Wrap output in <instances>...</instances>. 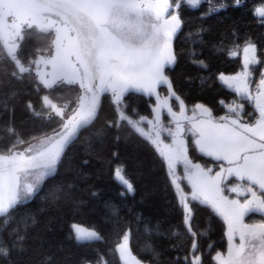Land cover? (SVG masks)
<instances>
[{"label":"snow or ice","instance_id":"obj_1","mask_svg":"<svg viewBox=\"0 0 264 264\" xmlns=\"http://www.w3.org/2000/svg\"><path fill=\"white\" fill-rule=\"evenodd\" d=\"M201 2L0 0V54L4 57L0 63H11L10 75L18 82H23L25 75L32 79L34 73L36 82L48 90L41 98L47 111L37 112L31 102L28 108L37 117L44 115L50 119L54 114L59 118L51 132L31 136L28 140L21 138L13 126L6 127L9 137L14 139L8 144H0V218H3L4 228L12 210L26 203L47 178L55 175L66 148L98 118L101 98L109 95L118 118L108 121V126L120 129L126 122L154 146L179 195L187 231L197 235L190 223L192 209L187 202L188 194L180 188V178L175 174L178 163L184 165L191 200L208 205L224 219L229 247L226 255L216 254L217 264H264V221H245L249 214H264V60L257 56V46L245 40L242 70L234 75L219 76L238 97L253 102L258 113L254 122L241 119L244 105L239 103L227 106L234 117L224 115L215 119L211 111L200 104L195 105L191 117L187 116L183 99L173 90L165 73L166 66L176 62L172 41L182 23L178 9L185 3L195 8ZM240 2L235 0L236 5ZM227 6L225 0H219L217 11ZM254 15L262 18L258 22L264 24V3L254 9ZM26 29L54 34L47 55L30 57L27 62L18 56ZM229 54L237 55L235 51ZM194 62L203 64L202 61ZM257 66L261 70L253 88ZM64 85H78L75 104L71 101L62 103L63 97L54 96V92ZM160 86H166L167 95H161ZM130 92L155 98L152 119L140 116L137 120L126 113L122 105L125 95ZM172 98L178 102V112L169 103ZM164 109L171 118L168 125L161 119ZM4 110H8L7 105ZM197 112L207 118H197ZM248 116L252 117L253 113ZM144 123L148 124L147 129L141 126ZM186 133L194 137L195 146L202 155L223 162L219 171L212 174L211 167L204 168L189 159ZM162 134L170 137L171 143H165ZM21 145L26 147L21 148ZM114 175L128 193L134 192L123 165L114 169ZM228 177L239 181L227 187L236 198L224 194V182ZM70 227L71 238L78 244L103 239L94 228L76 223ZM14 232V246L22 250L25 237L19 235L18 230ZM116 252L122 264H142L129 247L127 232L117 244ZM196 252L197 243L193 241L191 264H201V257ZM9 254V248L0 244V258L6 259ZM185 264H188L187 257Z\"/></svg>","mask_w":264,"mask_h":264},{"label":"trees","instance_id":"obj_2","mask_svg":"<svg viewBox=\"0 0 264 264\" xmlns=\"http://www.w3.org/2000/svg\"><path fill=\"white\" fill-rule=\"evenodd\" d=\"M225 3L228 6L219 11V0H206L195 8L181 5L182 28L174 41L176 62L166 69L173 90L186 107L193 110L200 104L215 119L227 115L223 104L238 100L219 79L221 74L242 70L243 58L229 52H239L245 40H250L257 46V56L264 60V24L254 15L264 0ZM53 38L52 33L26 29L18 56L27 62L30 57L47 55ZM3 58L0 54V60ZM11 67L10 62L0 63V144L14 139L6 130L9 125L28 140L51 132L59 121L54 114L50 119L37 117L28 108L31 102L37 112L47 111L41 98L48 90L36 82L34 73L32 79L25 75L24 81L18 82L10 75ZM78 92L79 87L64 85L54 96L63 97L62 103L75 104ZM152 105V98L131 92L125 95L122 107L138 120L151 115ZM245 108L252 109L248 104ZM117 118L116 106L104 95L98 118L68 148L55 175L12 210L6 228L0 218V228H4L0 244L10 250L6 259L0 258V264H97L98 260L100 264H121L116 246L125 232H129L133 255L144 264H185V257L191 264L193 241L201 264H216L214 256L226 249L219 217L208 205L193 202L190 223L197 235L189 233L166 164L154 146L126 122L120 129L108 126V121ZM195 152L192 147V160L209 167V160ZM118 165L124 166L133 193L116 179ZM72 223L94 228L103 239L78 244L70 235ZM14 230L25 237L22 250L14 246Z\"/></svg>","mask_w":264,"mask_h":264},{"label":"rangeland","instance_id":"obj_3","mask_svg":"<svg viewBox=\"0 0 264 264\" xmlns=\"http://www.w3.org/2000/svg\"><path fill=\"white\" fill-rule=\"evenodd\" d=\"M204 1H206V0H202V2L200 3V4H202ZM193 8V7H192ZM217 9V8H216ZM178 12H179V16H180V8L178 9ZM181 28H182V23H181V27H180V29L177 31V33H176V35L174 36V38H173V41H172V47H173V51H174V41H175V39H176V37L178 36V34H179V32H180V30H181ZM36 30V29H35ZM38 31V30H37ZM53 36H54V34H53ZM237 53V55L236 56H240V57H242L243 58V49L242 50H240L239 52H236ZM39 56V55H38ZM235 56V57H236ZM242 65H243V59H242ZM174 65H172V66H166V68H165V73H166V69H168V68H172ZM256 70L257 71H255V76H254V84H253V88H255V83H257L258 82V80H259V74H260V67L259 66H257L256 67ZM72 86H77L78 87V85H72ZM158 91L161 93V95L163 96V95H167V88H166V86H160L159 88H158ZM131 93V92H130ZM134 93V92H133ZM135 94H138V93H135ZM142 95V94H141ZM144 96V95H143ZM146 97V96H145ZM238 97V96H237ZM146 98H152L153 99V105L152 106H154L155 104H156V100H155V98L154 97H146ZM169 103L170 104H172L173 106H174V110L175 111H179V106H178V102L174 99V98H172V99H170V101H169ZM235 103H239V104H242V105H244V108H243V111L241 112V119L244 121V122H254V117L255 116H258V113H256V111H255V108H254V105H253V102H250V101H248V100H246V99H243V98H241V97H238V100L237 101H232V102H229V103H226V104H223V109H224V112L227 114V115H230V116H235V114L234 113H229L228 112V108H227V106L228 105H232V104H235ZM249 105V107L251 106V108L252 109H250V110H248V109H246L245 108V106L246 105ZM151 109H152V107H151ZM253 113V116L252 117H250V116H248V113ZM186 115L187 116H189V117H191L192 115H193V111L192 110H190V109H188L187 108V113H186ZM196 115H197V118H204V119H206L207 117H201V114L199 113V112H197L196 113ZM148 119H152L153 118V111H151V115L149 116V117H147ZM161 119H162V121L164 122V124H166V125H168L169 124V121H170V116L168 115V113H167V111H166V109H164V110H162L161 111ZM142 127H144L145 129H147L149 126H148V124L147 123H144V124H142L141 125ZM169 126H174V125H169ZM188 125L187 124H185V127H187ZM161 139H163L164 141H165V143H171V138L170 137H167L166 135H164V134H162V136H161ZM185 143H186V145L188 146V156H189V159L190 160H192V158H191V156H190V152H191V148L193 147L194 148V150H196V152H197V154H199V155H201V156H203L204 158H206V159H208L209 160V167H211L212 169H213V173L212 174H215V172H217V171H219L220 170V168H219V165L221 164V163H223V162H218V161H214V160H212L210 157H207V156H204V155H202L200 152H199V150L196 148V146H195V143H194V137L190 134V133H186L185 134ZM195 152V153H196ZM192 162L193 163H199V162H194L193 160H192ZM200 164V163H199ZM202 167H204V168H208V167H205V166H203L202 164H200ZM175 174H176V176H178L180 179H179V181H178V183H179V185H180V188L185 192V193H187L188 194V204H189V206H190V208H191V204L193 203V202H199V201H193V200H191V196H190V193H191V187H190V185L188 184V182H187V180L184 178V165L182 164V163H178L177 165H176V168H175ZM225 195L226 196H229L230 198H236V195H235V193H231V192H229V191H227V187H230V186H232L234 183H239V181H236V179H235V177H228V179L227 180H225ZM175 191H176V194H177V198H178V201H179V195H178V193H177V190H176V188H175ZM240 199H243V197H240ZM180 204V203H179ZM181 206V205H180ZM182 207V206H181ZM182 209H183V207H182ZM210 209L212 210V208L210 207ZM184 211V210H183ZM213 211V210H212ZM214 212V211H213ZM218 217H219V219L221 220V222L223 223V226H224V241H225V245H226V249L223 251V252H219V253H221V254H227V250H228V247H229V245H228V237H227V225L225 224V222H224V219L220 216V215H218L216 212H214ZM245 221L246 222H249V223H251V222H260V221H264V214H261V213H253V214H249L248 216H246L245 217ZM191 222V221H190ZM127 233H129V232H127ZM236 242H238V238H237V240H236ZM129 247H130V242H129ZM118 256H119V253H118ZM216 256V255H215ZM214 256V257H215ZM119 258H120V256H119ZM215 260V259H214ZM121 261V260H120ZM215 262H216V260H215ZM121 264H122V262H121ZM142 264H144V263H142ZM216 264H217V262H216Z\"/></svg>","mask_w":264,"mask_h":264},{"label":"water","instance_id":"obj_4","mask_svg":"<svg viewBox=\"0 0 264 264\" xmlns=\"http://www.w3.org/2000/svg\"><path fill=\"white\" fill-rule=\"evenodd\" d=\"M103 97V96H102ZM101 102H102V98H101ZM100 110V109H99ZM92 125V124H91ZM90 125V126H91ZM90 126H88L86 129H88ZM86 129H84V130H86ZM84 130H82L80 133H79V135L76 137V138H74V140H73V142L66 148V150H65V153H66V151L68 150V148L78 139V137L80 136V134L84 131ZM65 153H64V155H65ZM64 155H63V157H64ZM63 159V158H62Z\"/></svg>","mask_w":264,"mask_h":264}]
</instances>
